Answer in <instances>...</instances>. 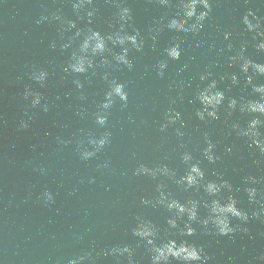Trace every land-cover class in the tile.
<instances>
[{
	"label": "water",
	"instance_id": "obj_1",
	"mask_svg": "<svg viewBox=\"0 0 264 264\" xmlns=\"http://www.w3.org/2000/svg\"><path fill=\"white\" fill-rule=\"evenodd\" d=\"M121 2V0H115ZM132 11L133 20L126 31L134 29L144 39L141 52H129L133 69L116 65L111 55L110 63L95 68L96 75L65 73L71 51L79 41L67 50L61 44L68 41L74 30L61 32L60 22L41 20L59 10L64 19L75 20L78 27H92L108 34L119 27L117 9L112 0H94L96 14L93 23L78 20L71 7V0H0V260L3 264H67L74 255L91 252L89 264H118L113 256L100 255L102 250L118 244H129L135 249V264H150L144 247H137L130 229L137 215L153 220L161 228L166 227L170 213L163 208L146 207L141 199L156 195L150 177L132 175L139 163H166L178 175L184 172L179 153L190 151L201 161V167L210 179L214 172L222 174L234 188L243 187V178L255 176L264 187V156L248 147L247 142L231 131V122L242 124L249 117L234 113L231 117L221 109L220 119L199 121L195 111L197 86H202L199 75L211 71L212 78L238 72L229 67L228 57L234 55L247 41V55L257 62H264V53H257L250 33L241 23V17L249 10L264 17V4L259 0H213V10L206 27L198 34L177 33L166 28L156 42L151 39L175 8H165L156 0H122ZM39 21V22H38ZM224 32H230L224 40ZM173 40L181 43L179 60H168L163 78L153 67L160 60L168 59L163 49ZM55 41L56 47L50 44ZM233 45L229 51L227 45ZM119 52L120 49L116 48ZM98 63L100 58H95ZM33 68L48 72L46 86L41 88L30 79ZM109 72L125 83L129 93L128 105L121 108L117 102L110 110L105 128L95 123V113L104 93L108 90L103 73ZM84 87L77 89L74 80ZM258 82H264L259 77ZM206 83V82H205ZM230 81L220 83L224 89ZM25 87L42 94L41 103H47L48 112L32 108L22 93ZM83 95L84 99H81ZM232 96L251 95L250 88L234 87ZM175 101L173 104L172 101ZM173 107L183 116L184 137H177L179 122L166 133L159 127L164 114ZM84 111L82 118L78 112ZM27 113V115H25ZM29 121V128L18 127L21 120ZM264 119V118H262ZM111 132V145L88 161L78 154V141L87 143V134L99 135ZM204 133L216 145L220 157L209 164L202 156ZM61 138L67 143H58ZM180 143L184 148L179 147ZM232 152L228 153L227 148ZM110 161L109 169L97 165ZM45 169V174L40 169ZM94 178V183H89ZM166 190L181 201L197 198L190 190L184 192L175 183L166 181ZM49 191L54 203L45 205L41 193ZM199 195H203L200 193ZM239 207L251 212L258 205L249 204L243 192L235 193ZM201 209V216L205 215ZM234 225L240 221L233 218ZM182 226V222H181ZM197 232L187 239L203 246L211 256L209 264H264L259 256L264 254V221L252 218L243 225L248 231H237L232 236L204 235L198 224ZM123 259V258H119ZM172 264H176L175 261Z\"/></svg>",
	"mask_w": 264,
	"mask_h": 264
},
{
	"label": "clouds",
	"instance_id": "obj_2",
	"mask_svg": "<svg viewBox=\"0 0 264 264\" xmlns=\"http://www.w3.org/2000/svg\"><path fill=\"white\" fill-rule=\"evenodd\" d=\"M117 9L116 19L119 27L108 34H102L99 30L88 27L87 30L78 27L75 20L64 19L61 12L57 10L51 14V17L44 16L41 20L52 19L60 22L61 32L74 30L68 41L61 44V50L69 49L74 41H79L77 47L71 51L69 61L63 68L65 73L74 75L86 74L89 70L95 76V68L108 65L110 63L108 55L116 65H123L129 71L133 69V63L129 59L130 50L134 49L141 52L144 47V39L138 30L132 32L126 31L125 26L133 20L131 9L122 2L112 0ZM156 2L165 8H175L173 15L167 18L159 29L152 30V41L155 43L160 32L165 28L177 33H191L196 35L200 33L209 20L213 10V0H156ZM251 0H245L250 3ZM264 4V0H259ZM71 7L78 20L87 19V23H93V17L96 14L94 0H71ZM39 22V21H38ZM241 23L251 35L254 48L257 53H264V17L258 16L256 11L249 9L242 17ZM230 32H224V40H229ZM51 48L56 47V42L50 44ZM119 48L120 51H115ZM229 51H232L233 45H227ZM247 41L241 43L239 50L228 57L229 67L238 68V72L230 75H222L219 80L212 78L211 71H206L199 75L202 86H197L195 101L199 107L195 111V117L202 122L215 121L220 119V112L223 108L229 117L234 113H239L241 117H249L243 124L238 120L231 122V131L240 138H243L248 147L255 149L261 156H264V82H258L259 77H264V62H257L247 55ZM163 54L168 59L160 60L153 67L156 74L163 78L168 68V60H179L182 54L181 43L179 40H173L163 49ZM99 57L97 63L95 58ZM48 72L43 69H36L30 73V79L36 82L41 88L46 86ZM110 73L104 72L102 79L107 81L108 90L104 93L103 100L97 107L95 113V123L99 128H105L110 116V110L119 102L121 108L128 105L129 93L126 90L125 83L119 82L115 77L109 79ZM230 81L224 89L220 88V83ZM206 82V83H205ZM77 89L84 87L83 83L76 79L73 81ZM251 89V95H241L239 97L229 95L234 87ZM25 101H30L32 108L39 107L43 112H48L47 103H41L42 94L34 91L30 87H25L22 93ZM81 99H84L81 95ZM174 104L175 101L173 100ZM27 115V113H25ZM82 118L84 111L78 112ZM21 120L18 127L20 129L29 128V121ZM179 122L180 126L175 129L177 137H184L185 133L183 116L180 111L170 107L164 114V122L161 123L159 131L166 133L171 126ZM111 132L103 131L98 136L92 133L87 134V143L78 141V154L82 161H88L95 157L97 153L104 151L111 145ZM58 143L65 145L67 141L58 138ZM204 144L202 156L209 164H215L220 157L216 154V145L210 139L208 133H204ZM179 147L184 148L180 143ZM231 153L232 148H227ZM179 159L184 165V172L178 175L177 171L166 163L149 166L145 163H139L133 170L132 175L136 177H150L157 182L155 185L156 195H150L149 198L141 199V204L152 208H163L170 215L166 218V227L161 228L153 220L144 216L137 215L134 225L130 229L131 236L137 241V247H144L147 251L150 264H209L212 259L205 251L203 246L189 242L187 239L178 237H192L196 235L197 229L194 224H198L204 235H214L227 237L234 235L237 231L247 232L243 227L249 223L250 219L255 218L264 221V187H258L262 182L255 176L248 175L243 178V187L234 188L233 184L224 179L222 174L214 172L215 179L207 177L205 170L201 167V161L196 159L192 152L182 151L179 153ZM98 169H109L110 161L105 160L97 165ZM41 174H45V169L41 168ZM175 183L184 192L193 190L197 198L181 201L171 192L166 190V183L161 180ZM94 183V178L89 180ZM243 192L249 204L258 205L249 212L238 205L241 203L235 193ZM203 193V195H199ZM44 204L54 203V196L49 191L41 193ZM201 209L205 210V215L201 216ZM233 218L240 221V224L234 225ZM182 222V226H181ZM135 249L129 244H118L110 249L102 250L100 255L113 256L117 258L118 264H135ZM91 252H84L80 255H74L67 260V264H89L92 260ZM123 258V259H119ZM260 261H264V254L259 256ZM0 264L3 261L0 260Z\"/></svg>",
	"mask_w": 264,
	"mask_h": 264
}]
</instances>
